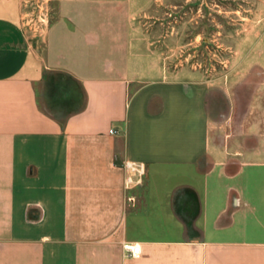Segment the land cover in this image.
Listing matches in <instances>:
<instances>
[{
	"label": "crops",
	"instance_id": "crops-1",
	"mask_svg": "<svg viewBox=\"0 0 264 264\" xmlns=\"http://www.w3.org/2000/svg\"><path fill=\"white\" fill-rule=\"evenodd\" d=\"M20 8L0 0V264H264V140H217L209 83L134 43L63 63L59 23L34 46ZM58 72L83 96L64 119L42 103Z\"/></svg>",
	"mask_w": 264,
	"mask_h": 264
},
{
	"label": "rangeland",
	"instance_id": "rangeland-1",
	"mask_svg": "<svg viewBox=\"0 0 264 264\" xmlns=\"http://www.w3.org/2000/svg\"><path fill=\"white\" fill-rule=\"evenodd\" d=\"M20 6L21 27L34 46L44 47L59 23L63 63L72 57L101 69V53L94 48L106 44L116 54L118 46L134 43L140 46L136 54L168 72L198 73L210 86L214 137L247 139L263 149L264 0H20ZM46 82L47 112L64 119L80 107L82 92L68 73ZM186 198L177 196V212Z\"/></svg>",
	"mask_w": 264,
	"mask_h": 264
},
{
	"label": "built area",
	"instance_id": "built-area-1",
	"mask_svg": "<svg viewBox=\"0 0 264 264\" xmlns=\"http://www.w3.org/2000/svg\"><path fill=\"white\" fill-rule=\"evenodd\" d=\"M114 133L111 131V134ZM125 169V179L124 186L126 189L133 188L141 184V180L144 174V168L141 164L126 162L124 164ZM125 250L128 252V256L136 257L139 254L138 246H124Z\"/></svg>",
	"mask_w": 264,
	"mask_h": 264
},
{
	"label": "trees",
	"instance_id": "trees-1",
	"mask_svg": "<svg viewBox=\"0 0 264 264\" xmlns=\"http://www.w3.org/2000/svg\"><path fill=\"white\" fill-rule=\"evenodd\" d=\"M184 194H187L188 195V198L191 199V201L193 200V196H192L191 192L185 191ZM189 194H191V195H189Z\"/></svg>",
	"mask_w": 264,
	"mask_h": 264
}]
</instances>
